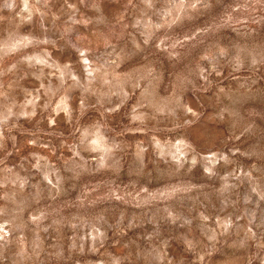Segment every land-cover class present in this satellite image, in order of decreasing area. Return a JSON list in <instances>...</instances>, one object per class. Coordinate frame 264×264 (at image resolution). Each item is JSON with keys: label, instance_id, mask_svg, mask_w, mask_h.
I'll list each match as a JSON object with an SVG mask.
<instances>
[{"label": "rangeland", "instance_id": "obj_1", "mask_svg": "<svg viewBox=\"0 0 264 264\" xmlns=\"http://www.w3.org/2000/svg\"><path fill=\"white\" fill-rule=\"evenodd\" d=\"M0 264H264V0H0Z\"/></svg>", "mask_w": 264, "mask_h": 264}]
</instances>
